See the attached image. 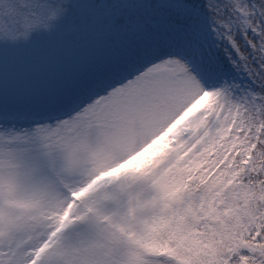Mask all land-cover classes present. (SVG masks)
I'll list each match as a JSON object with an SVG mask.
<instances>
[{
  "label": "snow or ice",
  "instance_id": "snow-or-ice-1",
  "mask_svg": "<svg viewBox=\"0 0 264 264\" xmlns=\"http://www.w3.org/2000/svg\"><path fill=\"white\" fill-rule=\"evenodd\" d=\"M0 264H264V0H0Z\"/></svg>",
  "mask_w": 264,
  "mask_h": 264
}]
</instances>
